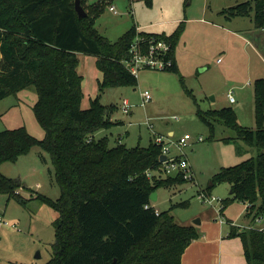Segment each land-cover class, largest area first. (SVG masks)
Segmentation results:
<instances>
[{
    "label": "trees",
    "instance_id": "obj_1",
    "mask_svg": "<svg viewBox=\"0 0 264 264\" xmlns=\"http://www.w3.org/2000/svg\"><path fill=\"white\" fill-rule=\"evenodd\" d=\"M112 1L82 0L87 14L80 17L75 0H0V100L35 86L34 111L45 129L43 138L24 126L0 131V163L16 161L35 146L50 155L61 193L56 200L35 195L57 213L51 258L44 264H181L186 248L200 237L198 225L180 224L171 209L156 208L151 196L158 187L185 178L181 173L164 175L162 148L154 140L129 147L97 136L118 123L111 117L113 105L97 96L88 108L81 106L79 52L97 56L101 90L138 83L124 64L137 36L135 27L114 41L96 27ZM220 12L229 19L251 16L264 29V0L242 1ZM139 33L147 43L152 38L169 41L172 64L165 69L178 72L175 47L181 31ZM254 96L256 127L241 125L232 107L198 110L211 127L219 119L234 130L225 142L242 140L260 151L221 167L207 187L210 192L217 183H228L231 196L222 200L220 211L239 200L247 204L246 215L253 221L264 215V77L254 81ZM18 187L17 180L0 172V193L26 206L28 199ZM230 224L229 235L241 237L248 264H264V231Z\"/></svg>",
    "mask_w": 264,
    "mask_h": 264
},
{
    "label": "rangeland",
    "instance_id": "obj_2",
    "mask_svg": "<svg viewBox=\"0 0 264 264\" xmlns=\"http://www.w3.org/2000/svg\"><path fill=\"white\" fill-rule=\"evenodd\" d=\"M242 1L246 0H113L111 4L118 13L111 11L109 4L96 20L98 30L112 41L132 27L137 32L181 31L175 47L178 72L141 68L134 86L101 90L102 71L96 65L97 56L78 53L84 91L81 106L88 108L99 96L103 104L113 105L111 117L118 121L97 136L107 135L110 145L122 142L129 147H143L156 134L163 135L173 154L188 157L193 177L158 187L156 199L152 200L159 210L171 209L179 223L187 220L191 224L202 217L217 219V211L222 200L231 196V188L221 182L209 192L213 174L260 152L242 140L225 142L223 138L233 137L234 130L219 119H213L211 127L198 113L199 109L205 113L232 107L241 125L257 126L254 81L264 77V29L257 27L251 16H238L240 24L235 27L220 12ZM144 90L152 95L145 104ZM229 94L234 96L233 102ZM125 98L132 104L128 113L122 107ZM37 99L33 85L1 99L0 131L24 126L35 137L43 138L45 129L34 111ZM185 133L192 139L181 151L175 142ZM200 136L203 140H199ZM0 172L17 180L19 193L28 199L24 206L0 193V216L9 222L0 224V264H44L51 258L57 213L35 195L56 200L61 193L50 155L35 146L16 161L0 163ZM203 191L218 200L204 202ZM246 208V203L235 200L224 208L222 216L229 219V224L244 228L253 222ZM255 225L261 223L256 221Z\"/></svg>",
    "mask_w": 264,
    "mask_h": 264
},
{
    "label": "built area",
    "instance_id": "obj_3",
    "mask_svg": "<svg viewBox=\"0 0 264 264\" xmlns=\"http://www.w3.org/2000/svg\"><path fill=\"white\" fill-rule=\"evenodd\" d=\"M110 10L114 13H118V10L114 5L109 6ZM142 31V30H141ZM140 32V31H139ZM137 32V36L135 40L132 42L130 49H129V57L124 60V64L126 68L131 71L133 74L137 75L138 71L141 68H154V69H165L172 64V58L169 57L168 53L171 49V44L169 41L165 39H150L151 41L147 43V38ZM220 61V59H219ZM230 101H234V96L229 94ZM152 100V95L149 90H144L142 92V102L143 104ZM123 110L124 112L128 113L132 104L128 99L123 100ZM151 128H153L152 124H149ZM192 139V135L189 133H185L182 137H180L176 143L178 148L183 151V149L188 145V141ZM199 140H203V137L200 136ZM154 141L161 145L162 148V155H166V159L163 160V170L164 175H177L179 173L185 179L192 178L193 172L188 160V157L182 154H173L171 152L170 146L164 139L163 135H155ZM201 198L204 202L213 203L218 200V198L214 195L208 194L207 192L203 191L201 193ZM147 207L149 205H146ZM219 212L220 208H219ZM159 214V210L156 211ZM220 222L224 223L226 220L224 217H219ZM259 221L261 226H256L255 222ZM232 223V222H231ZM0 224L9 225V222L5 221L3 216H0ZM233 224V223H232ZM13 227L14 224H12ZM244 228H258L264 231V215L257 217L252 223Z\"/></svg>",
    "mask_w": 264,
    "mask_h": 264
},
{
    "label": "crops",
    "instance_id": "obj_4",
    "mask_svg": "<svg viewBox=\"0 0 264 264\" xmlns=\"http://www.w3.org/2000/svg\"><path fill=\"white\" fill-rule=\"evenodd\" d=\"M226 19L229 21V23L236 25L235 27H238L240 24V21L237 19V17ZM155 33L166 32L163 31ZM262 59L264 60L263 57ZM101 133L102 131H100L98 135ZM169 134H173V131H170ZM217 212V219L211 217L201 218V222L198 224L200 237L193 240L186 248L182 256L181 264H248L241 237L229 235L231 229L229 219L224 218L226 222H220L219 217H223V212ZM180 224L189 225L190 223L185 220Z\"/></svg>",
    "mask_w": 264,
    "mask_h": 264
},
{
    "label": "water",
    "instance_id": "obj_5",
    "mask_svg": "<svg viewBox=\"0 0 264 264\" xmlns=\"http://www.w3.org/2000/svg\"><path fill=\"white\" fill-rule=\"evenodd\" d=\"M75 9L77 11V13L79 14L80 17H83L87 14L86 10L84 9V7L82 6L81 4V1L80 0H75ZM166 159V155H161L160 156V160L163 161ZM151 199H156V194L153 193V195L151 196ZM201 220L200 219H196L194 221V224L198 225L200 224Z\"/></svg>",
    "mask_w": 264,
    "mask_h": 264
}]
</instances>
